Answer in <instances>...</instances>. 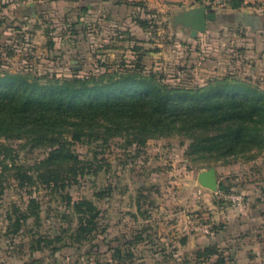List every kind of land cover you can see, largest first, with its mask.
<instances>
[{
    "label": "rangeland",
    "instance_id": "rangeland-1",
    "mask_svg": "<svg viewBox=\"0 0 264 264\" xmlns=\"http://www.w3.org/2000/svg\"><path fill=\"white\" fill-rule=\"evenodd\" d=\"M260 1L251 5L259 6ZM169 2L154 6L149 0H118V7L100 11L96 23L69 13H48L38 23L35 18H15L5 23V30L0 23V69L64 78L142 68L173 84L203 86L228 77L264 90V28L249 30L233 17L250 3L243 1L237 10L232 2ZM202 4L221 17L192 35L179 15ZM46 7L39 6V11ZM18 9L24 8L13 4V12ZM0 142L12 147L18 165H34L47 154L45 148L25 145V140ZM72 148L87 167L81 181L67 191L98 204L100 228L95 237L53 253L51 246L61 242L43 241L59 232L66 202L44 188L39 190L40 222L29 218L18 233L10 232L8 217L15 219L14 205L24 207L28 195L14 178L12 160L0 152V264H102L114 260L116 248L121 264H234L227 263L231 251L225 246L203 239L210 240L224 225L218 209L233 203L225 194H243V205L251 195L264 193V147L210 161L205 155L186 154L183 137L177 134L152 137L140 146L117 136L107 143L74 142ZM210 167L217 170L215 191L199 179L200 171ZM214 214L219 218L214 220ZM139 234L143 239L136 238ZM221 257L225 261L218 262Z\"/></svg>",
    "mask_w": 264,
    "mask_h": 264
},
{
    "label": "trees",
    "instance_id": "trees-1",
    "mask_svg": "<svg viewBox=\"0 0 264 264\" xmlns=\"http://www.w3.org/2000/svg\"><path fill=\"white\" fill-rule=\"evenodd\" d=\"M243 1L234 0L232 6ZM174 134L183 137L186 154L205 155L209 161L262 149L264 90L228 77L203 86L173 84L142 68L64 78L0 69V140L21 139L32 148L47 150L34 165H18L12 147L0 142V152L12 160L14 178L28 195L24 207L14 205L16 217H8L9 231L18 233L29 218L40 222L39 190L44 188L66 202L59 232L44 244L61 242L51 246L56 253L64 246L91 241L100 228L101 210L93 199L74 198L67 191L81 181L87 167L73 143H107L121 136L127 144L140 146L149 138ZM37 240L40 247L41 238ZM207 250L214 252L210 246ZM113 257L102 264H121L118 248ZM223 261L221 257L218 262Z\"/></svg>",
    "mask_w": 264,
    "mask_h": 264
},
{
    "label": "crops",
    "instance_id": "crops-1",
    "mask_svg": "<svg viewBox=\"0 0 264 264\" xmlns=\"http://www.w3.org/2000/svg\"><path fill=\"white\" fill-rule=\"evenodd\" d=\"M15 0H0V23L6 29L5 23L10 24L13 19L20 21L39 18L48 13L72 14L74 19H83L86 22H98L102 17L100 11H106L111 6L118 7V0H17V4L24 9L13 12ZM171 0H149L150 5H170ZM259 6H248L245 10L234 12V19L249 30L264 28V0ZM47 6L44 11H39V6ZM238 10V7L235 8ZM106 15V14H105ZM15 16V17H13ZM221 17L217 13V18ZM215 20V19H213ZM211 21V20H209ZM208 21V22H209ZM216 204H213L214 208ZM218 209L222 214L224 225L221 229L212 232L210 240L203 239L209 244H220L231 255H228L227 263L240 264H263L264 262V193L251 195L243 205L237 206L232 203ZM219 218L214 214L213 218Z\"/></svg>",
    "mask_w": 264,
    "mask_h": 264
},
{
    "label": "water",
    "instance_id": "water-1",
    "mask_svg": "<svg viewBox=\"0 0 264 264\" xmlns=\"http://www.w3.org/2000/svg\"><path fill=\"white\" fill-rule=\"evenodd\" d=\"M217 12L208 9L207 5L202 4L190 8L179 15V19L191 27V34L196 35L198 32L207 30L208 21L216 19ZM199 179L204 187L211 190H217L219 180L215 167L204 169L199 173Z\"/></svg>",
    "mask_w": 264,
    "mask_h": 264
},
{
    "label": "built area",
    "instance_id": "built-area-1",
    "mask_svg": "<svg viewBox=\"0 0 264 264\" xmlns=\"http://www.w3.org/2000/svg\"><path fill=\"white\" fill-rule=\"evenodd\" d=\"M215 3L217 5H222L224 3H228V2H232L234 0H214ZM245 2L247 3H256L258 2L259 0H244ZM225 196L229 199H231L233 201V204H237V205H240L244 199H245V196L243 194H238V193H230V194H225Z\"/></svg>",
    "mask_w": 264,
    "mask_h": 264
}]
</instances>
